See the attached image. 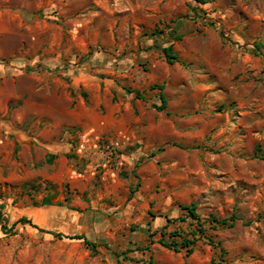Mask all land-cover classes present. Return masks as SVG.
Returning <instances> with one entry per match:
<instances>
[{
	"label": "rangeland",
	"instance_id": "obj_1",
	"mask_svg": "<svg viewBox=\"0 0 264 264\" xmlns=\"http://www.w3.org/2000/svg\"><path fill=\"white\" fill-rule=\"evenodd\" d=\"M204 1L0 0V264H264V0Z\"/></svg>",
	"mask_w": 264,
	"mask_h": 264
},
{
	"label": "trees",
	"instance_id": "obj_2",
	"mask_svg": "<svg viewBox=\"0 0 264 264\" xmlns=\"http://www.w3.org/2000/svg\"><path fill=\"white\" fill-rule=\"evenodd\" d=\"M199 4H205L204 0H195ZM163 55L166 61L172 65L176 62L179 63V59L173 53L171 46L163 49ZM154 88H157L160 91L159 99L161 101L160 107L157 108L158 111H165L167 108V99L163 93L165 86L164 85H155ZM130 93L135 94L136 98L143 99L139 91H129ZM50 205L48 199H43L42 206ZM179 209L181 211V216L177 219H171L165 217L166 224L158 232L160 234V239L158 243L175 253L184 252L186 256H191L198 242H203L210 245L211 247L217 249L220 248V243L215 241V236L213 233H216L220 230L226 228H233L239 222H242L236 214H233L231 217L220 219L215 215L203 216L199 213L198 205L196 203H191L189 205H180ZM23 224H31V221L22 218L20 220ZM177 224H183L186 228L178 227ZM244 226H248L249 222H242ZM0 228L3 233H6V226L4 223L0 222ZM61 237V235H58ZM77 239L84 240L85 246L92 252L97 253V246L84 237H76Z\"/></svg>",
	"mask_w": 264,
	"mask_h": 264
},
{
	"label": "crops",
	"instance_id": "obj_3",
	"mask_svg": "<svg viewBox=\"0 0 264 264\" xmlns=\"http://www.w3.org/2000/svg\"><path fill=\"white\" fill-rule=\"evenodd\" d=\"M11 70V69H10Z\"/></svg>",
	"mask_w": 264,
	"mask_h": 264
}]
</instances>
